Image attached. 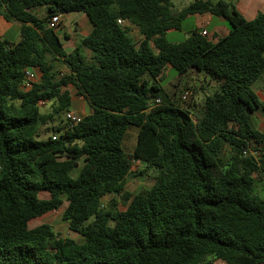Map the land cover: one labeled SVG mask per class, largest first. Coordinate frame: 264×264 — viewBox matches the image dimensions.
<instances>
[{"label":"trees","instance_id":"obj_1","mask_svg":"<svg viewBox=\"0 0 264 264\" xmlns=\"http://www.w3.org/2000/svg\"><path fill=\"white\" fill-rule=\"evenodd\" d=\"M44 6L46 17L32 13ZM66 13L87 14L94 25L71 52L48 27ZM206 13L225 19L229 33L214 41L195 29L183 42L166 39L188 16ZM0 14L21 34L0 39V264H264V198L255 190L264 132L251 118L264 110L254 89L264 73L263 13L247 20L225 0L182 10L173 0H0ZM121 20L139 29L138 45ZM60 59L67 73L56 71ZM168 65L215 82L196 117L162 100ZM26 68L42 74L28 90ZM69 85L92 113L72 127L65 118L59 136L41 139L44 126L71 110ZM41 102L51 103L49 113ZM129 126L138 128L132 154L123 148ZM134 161L156 176L129 201ZM109 195L121 196L125 210L113 199L105 205ZM64 202L62 218L82 241L48 224L28 228Z\"/></svg>","mask_w":264,"mask_h":264},{"label":"rangeland","instance_id":"obj_2","mask_svg":"<svg viewBox=\"0 0 264 264\" xmlns=\"http://www.w3.org/2000/svg\"><path fill=\"white\" fill-rule=\"evenodd\" d=\"M195 0H173L174 9L180 10L189 6ZM216 2L217 0H212ZM231 1L232 0H228ZM195 18H186L183 21L181 30L177 32H173L167 35V40L169 42H183L185 37H188L190 33L195 30ZM228 25V24H227ZM81 38V37H80ZM154 52H156L153 47ZM182 77L175 69L166 72L163 77L160 79V87H161V98L166 102H173L181 107L190 110L193 113V116L196 117V114L200 110L202 104L207 95L213 94L216 91V84L213 81H209L208 78L197 77L195 75L191 76V81H188ZM261 79H264V74ZM261 81V80H259ZM257 82L254 84V89L256 93L260 92L261 96L264 98V84L263 82ZM184 91L190 92V97L187 101H183L181 99V95ZM174 101V98H176ZM264 105V102H262ZM51 111V103H47L46 105L41 107L42 113H49ZM252 122L254 126L260 131L264 132V110L260 108L256 114H252ZM63 120V121H62ZM66 126V121L64 115L62 117H57L56 121L52 124H48L44 126L41 130V139H47L49 136H59L60 132L55 129L64 128ZM56 131V132H55ZM137 136H138V128L136 126H129L128 131L125 136V140L123 143V148L126 153L132 154L134 148L137 144ZM229 147H225L223 153L220 156V163L222 165L225 164ZM79 172V169L73 172V177H76ZM156 171L153 168H148L145 164L140 163L138 161H134L132 164L131 174L128 176V184L126 187V196L125 199H129V201L133 198V195L137 193L139 190L143 188H150L153 186L155 182ZM256 177V185L255 190L256 193L264 198V174L257 172L255 174ZM39 197L41 199L47 200L50 198V194L48 192H41ZM116 200L118 202V208L120 210H125L126 206L123 205V199L121 196L117 195H109L104 198V204L108 205L110 201ZM67 206V202H64L62 207L59 210L48 212L38 218H33L27 220V226L30 229L36 228L43 224L50 225L55 233L58 236L63 238H72L77 241H82V237L72 232L68 224L63 220L62 214ZM213 264H225L222 261H214Z\"/></svg>","mask_w":264,"mask_h":264},{"label":"crops","instance_id":"obj_3","mask_svg":"<svg viewBox=\"0 0 264 264\" xmlns=\"http://www.w3.org/2000/svg\"><path fill=\"white\" fill-rule=\"evenodd\" d=\"M228 2L234 4L237 10L247 20L255 19L259 13L264 14V0H232V2L231 1ZM32 13L40 18H43L49 14V9L46 6L39 7L33 9ZM60 15H61V23L59 27L55 29V32L59 36L66 52H71L76 48V46L81 42V40L84 37L88 36L92 32V30L94 29V25L90 20L89 16L84 13H70V14L66 13ZM187 18H195L194 19L195 27H196L195 29H199L200 32L202 30H207L208 32L207 37L211 40L215 41L217 38L226 36L229 33V27L227 25L226 20L221 17L214 16L210 13L195 14L188 16ZM121 24L129 28V34L133 38V40L137 43V45L143 40L144 37L143 35H141L137 27L132 26L125 21H122ZM177 31L179 30L176 29L169 30L166 34V38L168 34ZM188 37H185L184 40H186ZM20 38H21V34H20L19 24L14 21L6 20L4 16L0 14V39H6L10 42H18ZM170 43H175V42H170ZM84 53L88 57L91 54L88 49H84ZM55 69L61 74L68 72V68L66 64L61 59L55 61ZM172 69L173 68L170 65H168L164 71V74ZM30 70L35 75L34 82H38L42 75L41 71L38 68H30ZM192 75L202 78L205 77L203 73L197 72L195 70H189L186 74L181 75L182 77H180V79L185 78L188 81H191ZM261 77L258 79V81L261 80L259 82H263L264 84V79H261ZM65 89H67L70 92V96H71L72 105L70 111L74 112L77 115H81L82 117H85L92 113L91 106L88 104L86 99L78 93V90L75 86L69 85ZM257 95L259 101L264 102V98L261 96L260 92H258ZM176 99L177 97L174 98V101H176ZM44 105L46 104L43 103L41 107Z\"/></svg>","mask_w":264,"mask_h":264},{"label":"built area","instance_id":"obj_4","mask_svg":"<svg viewBox=\"0 0 264 264\" xmlns=\"http://www.w3.org/2000/svg\"><path fill=\"white\" fill-rule=\"evenodd\" d=\"M61 23V15L60 14H54L51 18L48 20V27L51 29H57ZM119 23H122V20L119 21ZM201 35L207 36L208 32L207 30H202ZM35 80V75L31 72L29 68L25 69V84L23 86L24 90H28L31 88L32 83H34ZM190 97V92L189 91H184V93L181 95V99L183 101H187ZM162 103V100L160 98H157L155 102L153 103L154 105H159ZM43 102L40 103L42 105ZM66 121L69 123L70 127L79 124L83 117L81 115H77L72 111H68L65 114ZM57 137V136H55Z\"/></svg>","mask_w":264,"mask_h":264}]
</instances>
